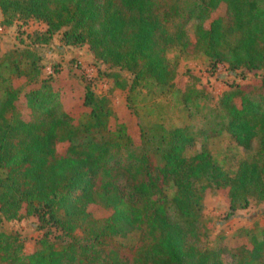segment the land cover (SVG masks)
Here are the masks:
<instances>
[{
  "label": "trees",
  "instance_id": "obj_1",
  "mask_svg": "<svg viewBox=\"0 0 264 264\" xmlns=\"http://www.w3.org/2000/svg\"><path fill=\"white\" fill-rule=\"evenodd\" d=\"M220 7L224 13L213 17ZM0 11L9 22L16 15L42 22V43L61 32L63 45H87L95 60L130 73L127 105L138 131L136 143L109 99L89 84L83 96L89 112L74 123L53 79H39L30 52L0 58L10 70L0 98V222L31 217L42 232L26 254L17 234L0 231V264H224L223 250L204 241L203 199L208 189L226 190L229 214L251 200L264 203V0H0ZM192 21L191 40L186 27ZM173 48L204 55L211 70L225 65L235 75L260 78L259 85H235L218 99L225 121L210 128L192 156L184 155L195 143L189 127L146 128L131 105L140 81L174 87L177 64L166 58ZM16 79L30 89L20 92ZM198 95L189 87L181 92L185 106ZM223 131L245 151L255 144L234 176L207 148ZM62 143L67 148L59 152ZM169 184L175 188L170 200ZM89 205L111 213L95 218ZM170 206L180 222L170 218ZM131 232L139 234L134 245L115 241ZM260 234L248 238L249 247L228 250L230 264H264V227Z\"/></svg>",
  "mask_w": 264,
  "mask_h": 264
},
{
  "label": "rangeland",
  "instance_id": "obj_2",
  "mask_svg": "<svg viewBox=\"0 0 264 264\" xmlns=\"http://www.w3.org/2000/svg\"><path fill=\"white\" fill-rule=\"evenodd\" d=\"M224 13L220 7L213 13V17ZM195 22L186 27L188 37L193 39ZM208 26V23H206ZM45 25L34 18H24L16 15L10 22L0 11V58H7L13 52H30L38 60L39 79L51 77L52 85L58 91L63 109L73 119L74 123L83 121L89 110L83 105L84 87L89 84L98 97L109 99L111 107L119 119L124 120L134 141L138 143V131L135 127L137 119L127 105V90L132 84L130 73L117 68H109L106 64L94 59L87 45L68 47L61 43V32L55 34L47 43H42L41 37ZM170 64H177V74L173 88L156 85L151 80L140 81L132 92L131 105L139 114V122L146 128L161 125L167 130L179 127H189L195 136V143L184 151L185 156H192L200 151L204 135L216 123L225 121L223 112L218 106V99L226 92L238 86H256L260 84L259 76L248 72H238L235 75L228 71L225 65H219L215 70L209 67L208 59L202 55H187L180 48L170 49L166 53ZM27 64V61H23ZM10 70L6 63L0 65V98L8 84ZM126 88L116 86L114 76ZM13 85L26 92L30 89L23 79H16ZM36 84H34V87ZM186 87L193 88L200 95L195 97L187 106L184 105L181 92ZM18 106L23 111V104ZM113 121H111V124ZM252 150L245 151L238 146L234 139L225 131L207 140V148L213 162L234 176L239 163L249 159ZM67 144H58L57 150L64 152ZM2 172L0 171V176ZM175 188L172 184L165 187L170 200ZM88 211L95 218H106L110 215L98 205H89ZM170 218L180 222L172 206L169 207ZM202 216L208 227V235L204 241L209 249L223 250L224 264H230L228 250L240 245L249 247L248 238L252 235L261 238L260 231L264 227V203L251 200L249 206L229 214V200L226 190L208 189L204 195ZM34 218L21 221L0 222V231L5 234H17L23 245V251L29 254L35 249V242L42 232L36 228ZM251 231L249 237H244L241 230ZM138 232H131L125 237L115 239L117 243L132 246L138 240Z\"/></svg>",
  "mask_w": 264,
  "mask_h": 264
}]
</instances>
